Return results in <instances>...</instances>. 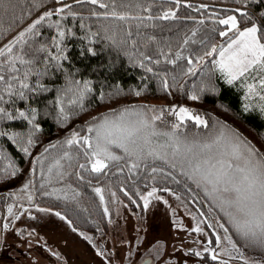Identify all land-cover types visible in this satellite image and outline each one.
<instances>
[{"label":"snow or ice","instance_id":"obj_1","mask_svg":"<svg viewBox=\"0 0 264 264\" xmlns=\"http://www.w3.org/2000/svg\"><path fill=\"white\" fill-rule=\"evenodd\" d=\"M75 2L79 3L80 0H75ZM242 2L248 4L249 0H242ZM91 3L94 5L100 4L104 8L109 7L103 3V0H91ZM174 4L175 7L160 5L161 10L157 15L167 20L176 18L177 10L182 4L187 5L189 8L193 7L190 0H174ZM19 7L17 0H0V20L7 18L15 22ZM152 7V0H149L147 6L141 3L140 0H120L119 4L117 0H111L109 11H93L91 15L124 21L134 19L139 26V23L145 19V12L149 20L156 18L152 16ZM199 8L208 9L210 5L201 4ZM69 9V4L61 3L54 10L43 11L8 40L3 47H0V100L6 97L11 100L13 95L26 100L25 90L30 89L32 92L40 89L47 90L46 86L39 83V78L45 74L46 67L42 68L37 63V59L42 58L45 66L55 62L57 66L62 67L61 61L67 59V46L63 41L66 36L75 35V32L71 28L61 26L60 19L50 18L53 17L54 13L61 18L65 15H71L74 18L79 15L76 12L67 11ZM261 15H264V11ZM21 16H23V13H21ZM190 19L196 21V26L183 36L182 42L175 49L174 54L170 44L161 45L155 36L147 37L146 44L150 41L157 42L158 56L155 63L159 64L163 59L175 65L178 60L185 58L183 49L196 37L200 26L206 20H211L212 30L214 32L218 31L219 36L226 39L217 44L210 42L209 37L205 36L200 41L201 44L209 41L205 51L198 55H187L186 57L187 72L191 73L206 58L215 57L210 62L221 72L228 84H232L237 80L241 82L244 90V110L247 111L256 107L264 115V27L255 22V18L244 7L229 9L228 14L225 15L211 13L209 16L202 15ZM241 19L245 22L243 27H241ZM42 22L55 25L56 34L51 37L50 43H33L34 38L40 35L38 25ZM217 25L221 27L217 28ZM9 27H11V24ZM84 27L86 26L81 20V28ZM115 27L113 25L112 30L108 26L104 28L105 32L108 33L106 39L111 40L113 44L117 43ZM131 35V29L129 28L127 37H131ZM139 35L137 33V36ZM94 36L95 33L89 28L86 39L91 42ZM124 39L125 37L121 36V41ZM136 43V40L133 39L132 45L135 46ZM53 47L55 51H53ZM30 51L31 54H29ZM87 51L94 52L95 50L88 47ZM139 55L143 57L138 61L140 66L145 67L148 72L154 73L151 63L145 64V61L151 62L153 57L145 55L143 52ZM34 71L39 88H32L30 84V77ZM65 71L67 73V70ZM159 78L163 88L168 89L170 85L167 74L161 73ZM206 87L207 85L202 83L200 91L205 90ZM91 91L92 82L89 79H76L70 74H66L65 86L57 90L55 97V104L58 109L57 120L66 123L68 118L73 115V112L67 106L78 107L83 110L85 97ZM134 91L136 95H140V92L144 89H135ZM99 95L100 99L103 100L106 95L110 96L112 93L106 94L101 89ZM189 96L193 100L200 98L196 91L190 92ZM254 99L258 100V103L254 104ZM164 109H169L177 118L174 122H170L168 128L157 126V122L164 116ZM15 111L20 117L27 120L29 129L26 132L3 131L0 132V135L8 136L13 144L27 154L36 142L33 137L34 131L39 130L41 127L40 124L35 123L38 110L36 107L29 106L28 108H17ZM4 118L14 119L15 117L12 116L10 110L0 104V119ZM187 118H190L198 126L208 127V120L185 104H172L161 107L154 104L121 105L116 109L91 117L83 125L86 128V132L83 134L72 129L63 140L50 142L42 152L37 153L33 158L31 171L35 173L37 162H39L40 172L43 176L50 179L53 171H55L60 178H63L64 163L79 159L81 152L78 150L73 153L71 147H68L67 150L61 147L59 154L52 157L51 162L47 163L49 149H54L57 145H79V149L83 153V161L79 163V168L85 169L90 165L91 170L97 173L113 161L125 160V167L131 173L141 163H147L150 158L152 160L160 159L173 169L179 168L181 173L206 193L211 203L227 218L222 220L220 216L214 214L213 219H209L203 212L199 214L202 218L200 223L207 221L208 227L216 234L215 242L217 245L222 240L218 229H223V239L227 241L228 247L221 248V252H226L228 255H232L233 250L237 253L240 252V247L233 240L229 229H233L246 242L264 248V152H261L251 141L244 138L239 130L231 128L225 121H218L214 126L215 130L208 136L189 138L179 131L184 126L182 122H185ZM114 147L122 151L118 152L114 150ZM0 160L4 161L3 172H10L14 176L18 166L3 148H0ZM46 164L47 170H45ZM116 170L122 172L123 168L117 167ZM150 171L156 173L163 171V169L151 168ZM77 175L80 179L84 178L79 175V172H77ZM46 182L45 179L40 181L41 185ZM33 183L34 178L21 185L22 189L27 190L25 197L28 201H33L34 190L30 187ZM75 191L78 192V189ZM95 191L99 194L100 201L104 203L103 189L96 187ZM125 191L127 190L125 189ZM168 191L171 192L172 190L168 189ZM156 192L157 188L152 187L148 192L142 194L141 199L145 208L149 204V198ZM44 194L62 195L65 199L70 198L69 193L62 188H54L50 193ZM9 195H17V193L13 192ZM113 195L115 194L113 193ZM173 195H177V193H173ZM193 195L195 194L193 193ZM21 198L23 199V197ZM71 198H74V196ZM159 199L163 200L164 197L161 196ZM165 203H167L166 200ZM29 207L39 208L40 205L34 202L21 205V208ZM7 209L9 213L15 215L12 204H8ZM43 210L54 211L53 209ZM103 211L105 214L109 212L106 203ZM209 211H213V209L210 208ZM28 214L32 215L31 212ZM55 214L72 224V221L63 212L56 211ZM189 215H192V213L189 212ZM194 219L196 218L194 217ZM200 223L195 225V231L198 233L204 231L200 227ZM177 226L184 227L182 223ZM4 227H8L7 222H5ZM76 230L79 231V229ZM80 235L86 234L81 232ZM97 251L100 250L97 249ZM189 251H194L197 256L209 253L214 260L220 261V264H225L216 254L215 248L212 247L211 238L208 239L203 251L199 249H189ZM100 254L103 255V252H100ZM55 255H58V253H55ZM239 258L241 260L245 259L243 255H240Z\"/></svg>","mask_w":264,"mask_h":264},{"label":"trees","instance_id":"obj_2","mask_svg":"<svg viewBox=\"0 0 264 264\" xmlns=\"http://www.w3.org/2000/svg\"><path fill=\"white\" fill-rule=\"evenodd\" d=\"M140 2L147 6L149 0H140ZM17 3L20 7L17 9L15 22L7 18L0 20V47H3L8 40L43 11L54 10L58 4H69L70 9L67 11L76 12L79 15L75 18L71 15H65L61 18L54 13L53 17L50 18L60 19L61 26L71 28L75 35H68L63 41L67 46V59L61 61L62 67L57 66L55 62L45 66L42 58L37 59V63L42 68L46 67V72L39 78V83L46 86L47 90L40 89L35 92L30 89L25 90L26 100L15 95L12 96L11 100L7 97L0 100V104L10 110L12 116L15 117L14 119H0V132H26L29 129L27 120L20 117L15 111L17 108L36 107L38 111L35 123L41 125L40 129L33 133L36 142L27 154L13 144L8 136L0 135V148L5 149L18 166V170L13 176L10 172H3L4 161L0 160V184L9 182L20 184L34 178L33 188L37 199L39 198L63 212L77 229L92 234L99 233L106 227V217L103 213L100 196L95 191L96 187L113 192L135 213L142 210L141 196L149 187L156 186L161 192L171 189V192L177 193V197L182 202H187L186 204L196 213L203 212L209 218L215 214L220 216L222 220H226L227 218L211 203L210 198L201 188L181 173L179 168L173 169L160 159L152 160L150 158L147 163H141L131 173L125 167V160L113 161L97 173L91 170L90 165L85 169L79 168V163L83 161V153L79 149V145H57L54 149H49L47 163H50L51 158L59 154L61 147H64L65 150L71 147L73 153L79 150L81 156L79 159H73L70 163L67 161L64 163L63 178H60L53 171L50 179L41 174L39 162H37L35 173L31 171L33 168L32 160L50 142L63 140L72 129L81 134L86 132L83 125L91 117L116 109L121 105L131 104H154L158 107L172 104L193 106L208 120V127L198 126L190 118H187L185 122H182L184 126L179 129L181 133L186 134L189 138H203L215 130L214 126L218 121H225L231 128L239 130L240 134L251 141L261 152H264V115L256 107L247 111L244 110V90L241 82L237 80L228 84L221 72L210 62L215 57L206 58L191 73L187 72V55L201 54L205 51L209 41L219 44L226 39L220 37L218 31L212 30L211 20H206L200 26L196 37L183 49L185 58L178 60L175 65L163 59L159 64H156L157 42L145 43L148 36H155L161 45L170 44L174 54L175 49L182 42L183 36L196 26V21L190 19L191 17L209 16L211 13L225 15L228 14L229 9L240 7L247 8L249 14L255 18V22L264 27V15H261L264 11V0H249L248 4H244L242 0H190L193 7L189 8L182 4L177 10L176 18L167 20L157 13L161 10L160 5L175 7L174 0H152V16L156 18L149 20L145 12V19L139 23V26L134 19L124 21L91 15L93 11H109L111 0H103V3L109 6L108 8H104L100 4L94 5L91 0H80L79 3L75 0H17ZM117 3L119 4L120 0H117ZM201 4H208L210 8L201 9L199 8ZM81 20L86 27L81 28ZM10 24L11 27H9ZM113 25L116 26L117 32L116 44L106 39L108 33L104 30L105 26L112 30ZM243 26H245V22L241 19V27ZM216 27L220 28L221 26L217 25ZM89 28L95 33L91 42L86 39ZM129 28L132 33L131 37H127ZM38 30L40 35L34 38L33 43H50L51 37L56 34L55 25L43 22L38 25ZM137 33L140 35L137 36ZM121 36L125 37L123 41H121ZM205 36L209 37V41L201 44L200 41ZM133 39L137 42L135 46L132 45ZM88 47H92L95 51H87ZM53 51H55L54 47ZM141 52L153 57L151 62L145 61V64L151 63L155 74L140 66L138 61L143 59L139 55ZM161 73L167 74L170 85L168 89H164L162 86L159 78ZM66 74H70L76 79H89L92 82V91L85 97L83 110L78 107L67 106L73 115L64 123L57 120L58 109L55 104V97L57 90L65 86ZM36 80L34 71L30 77L32 88H39ZM202 83L207 87L200 91ZM141 88L144 91H141L140 95H136L134 90ZM101 89L106 94L111 92L112 95H106L101 100L99 95ZM192 91L197 92L200 97L198 100L190 98L189 93ZM153 100L163 102L157 103ZM175 120L168 109H164V116L157 122V126L168 128L170 122ZM114 150L122 151L115 147ZM117 167H122L123 171L117 172ZM151 168L163 169V171L153 173L150 171ZM45 170H47V164ZM77 172L84 178L80 179ZM41 179H45L47 182L41 185ZM69 185L71 187H68ZM54 188H62L67 191L70 198L65 199L62 195L44 194L50 193ZM77 189L78 192L75 191ZM9 193L11 191L0 192V220L5 215L7 205L12 197ZM73 196L74 198H71ZM210 208L213 211H209ZM229 231L233 240L239 245L240 252L264 260V248L246 242L233 229H229Z\"/></svg>","mask_w":264,"mask_h":264},{"label":"rangeland","instance_id":"obj_3","mask_svg":"<svg viewBox=\"0 0 264 264\" xmlns=\"http://www.w3.org/2000/svg\"><path fill=\"white\" fill-rule=\"evenodd\" d=\"M253 103H258V100L254 99ZM188 107L202 115L195 107ZM168 112L177 119L169 109ZM23 183L0 184V192L17 193L8 203L13 205L15 215L7 209L0 220V264H220L209 253L197 256L194 251H189H203L209 238L216 254L225 264H264V260L242 252L233 250L232 255L221 252V248L228 247L223 239V230L218 229L222 240L217 245L216 234L208 227L207 221L200 223L202 218L191 210L187 202H182L173 192L159 191L156 186H152L157 188V192L149 198L147 208L142 200V210L138 213L129 209L113 192L103 189L105 200L102 209L105 203L109 208L108 214L103 211L106 227L92 234L80 229L77 231L76 227L55 214L59 211L57 208L37 199L35 193L33 201H28L25 197L27 190L21 188ZM30 187L34 190L33 184ZM161 196L163 200L159 199ZM32 202L40 207L21 208L22 204ZM5 222L7 228L4 227ZM181 223L184 227L177 226ZM197 223L204 231H195ZM81 232L86 235H80ZM240 255L245 259L241 260Z\"/></svg>","mask_w":264,"mask_h":264}]
</instances>
